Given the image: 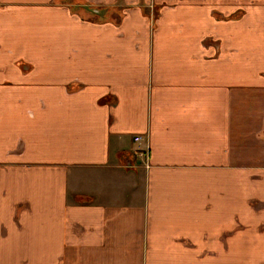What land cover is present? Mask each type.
<instances>
[{
    "label": "crops",
    "instance_id": "0c3cea01",
    "mask_svg": "<svg viewBox=\"0 0 264 264\" xmlns=\"http://www.w3.org/2000/svg\"><path fill=\"white\" fill-rule=\"evenodd\" d=\"M125 2L0 0V264H264V1Z\"/></svg>",
    "mask_w": 264,
    "mask_h": 264
},
{
    "label": "rangeland",
    "instance_id": "374dc122",
    "mask_svg": "<svg viewBox=\"0 0 264 264\" xmlns=\"http://www.w3.org/2000/svg\"><path fill=\"white\" fill-rule=\"evenodd\" d=\"M59 1H61V0H59ZM63 1H65V2L68 1V3H70V5H71L72 1H74V0H63ZM142 1H144V0H142ZM193 1H195V0H193ZM221 1L222 0H219V2H221ZM257 1L258 0H254V2H257ZM209 2L214 3L215 0H209ZM229 2L234 3V4H238L240 2L242 3L243 0H229ZM191 3H192V0H183V2H180L179 5H185V4L188 5ZM203 3H204V1H203ZM111 5L113 7L111 6L107 9L98 8V10H99L98 12H91V13L95 16V18L99 22H109V21L113 22V21H115L114 23H120L125 12L127 14L129 12L130 8H132V5L126 3L125 0H116V1L112 2ZM163 5H166V3ZM191 6H193V5H191ZM155 8H157V5H155ZM141 9H142V13L144 14L145 17H150L151 8H149L148 6L142 5ZM129 18H133V16L129 15ZM134 22L137 23L136 25L138 27L137 28L138 30H141L143 28V25L139 26L140 25V23H138L139 20H135Z\"/></svg>",
    "mask_w": 264,
    "mask_h": 264
},
{
    "label": "flooded vegetation",
    "instance_id": "af4514ba",
    "mask_svg": "<svg viewBox=\"0 0 264 264\" xmlns=\"http://www.w3.org/2000/svg\"><path fill=\"white\" fill-rule=\"evenodd\" d=\"M67 3H68V1H67ZM111 6L112 5H105V6L100 7V6L95 5L91 0H74V1H72V4L70 5V7L72 8L73 11L85 9V10H88L89 12H98L99 11L98 8L107 9ZM94 9H95V11H94Z\"/></svg>",
    "mask_w": 264,
    "mask_h": 264
},
{
    "label": "built area",
    "instance_id": "2783aa9c",
    "mask_svg": "<svg viewBox=\"0 0 264 264\" xmlns=\"http://www.w3.org/2000/svg\"><path fill=\"white\" fill-rule=\"evenodd\" d=\"M141 138H142V137H141V135H139V134H137V135L134 136V140H135V141H138V142L141 140Z\"/></svg>",
    "mask_w": 264,
    "mask_h": 264
},
{
    "label": "water",
    "instance_id": "95a60500",
    "mask_svg": "<svg viewBox=\"0 0 264 264\" xmlns=\"http://www.w3.org/2000/svg\"><path fill=\"white\" fill-rule=\"evenodd\" d=\"M94 11H95V9H94Z\"/></svg>",
    "mask_w": 264,
    "mask_h": 264
}]
</instances>
